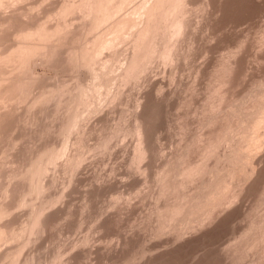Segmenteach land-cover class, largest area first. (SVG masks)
I'll use <instances>...</instances> for the list:
<instances>
[{"label": "rangeland", "instance_id": "374dc122", "mask_svg": "<svg viewBox=\"0 0 264 264\" xmlns=\"http://www.w3.org/2000/svg\"><path fill=\"white\" fill-rule=\"evenodd\" d=\"M113 1L0 0V264H264V0Z\"/></svg>", "mask_w": 264, "mask_h": 264}, {"label": "bare ground", "instance_id": "6f19581e", "mask_svg": "<svg viewBox=\"0 0 264 264\" xmlns=\"http://www.w3.org/2000/svg\"><path fill=\"white\" fill-rule=\"evenodd\" d=\"M91 1H92V0H91ZM112 1H113V0H112ZM117 1H118V0H117ZM127 1H129V0H126V2H127ZM147 1H148V0H147ZM156 1H157V0H156ZM156 1H155V4H156ZM158 1H159V4H160V0H158ZM162 1H163V0H162ZM164 1H165V0H164ZM177 1H178V0H177ZM177 1L175 0V1H173V2H177ZM5 2H6V1H5ZM5 2H4V4H5ZM7 2H8V1H7ZM82 2H83V1H82ZM88 2H89V1H88ZM106 2H108V1H106ZM113 2H114V1H113ZM121 2H122V1H121ZM126 2H125V3H126ZM150 2H151V0H150ZM168 2H169V1H168ZM179 2H180V1H179ZM179 2H178V4H179ZM182 2H183V1H182ZM83 3H84V2H83ZM97 3H98V2H97ZM108 3H109V2H108ZM108 3H107V4H108ZM122 3L125 5L124 2H122ZM157 3H158V2H157ZM161 3H162V2H161ZM163 3H164V2H163ZM171 3H172V2H171ZM0 4H1V3H0ZM66 4H67V3H66ZM68 4H69V3H68ZM84 4H85V3H84ZM87 4H88V3H87ZM89 4H90V3H89ZM91 4H93V3H91ZM105 4H106V3H105ZM105 4H103V5H105ZM120 4H121V3H120V0H119V6H116L115 4H113V6L115 5V6L118 8V7L121 6ZM176 4H177V3H176ZM182 4L184 5V3H182ZM182 4H181V6H182ZM99 5H100V4H99ZM99 5H98V6H99ZM124 5H122V6H124ZM146 5H147V4H146ZM162 5H163V4L159 5L160 8H161ZM174 5H175V3H174ZM66 6H67V5H66ZM93 6H96V4L93 5ZM105 6H106V5H105ZM105 6H104V7H105ZM108 6H109V4H108ZM113 6H112V7H113ZM122 6H121V9H122ZM144 6H145V5H144ZM152 6H153V4H152ZM152 6H151V7H152ZM101 7H103V6L101 5ZM104 7H103V8H104ZM110 7H111V6H110ZM139 7H140V6H139ZM155 7H157V6H155ZM163 7H165V6L163 5ZM163 7H162V8H163ZM172 7L175 8L174 6H172ZM176 7H177V6H176ZM179 7H180V6H179ZM65 8H66V7H65ZM103 8H99V9H103ZM113 8H115V7H113ZM113 8H111V9H113ZM117 8H116V10H117ZM181 8H183V7H181ZM184 8H185V7H184ZM95 9H96V8H95ZM105 9L107 10V8H105ZM109 9H110V8H109ZM109 9H108V10H109ZM111 9H110V10H111ZM141 9H142V8H141ZM168 9H171V8H168ZM176 9H177V8H176ZM118 10H119V8H118ZM138 10H139V9H138ZM138 10H137V12H138ZM147 10H148V9H147ZM152 10H153V9H152ZM156 10H158V9H156ZM171 10H173V9H171ZM171 10H170V11H171ZM174 10H175V9H174ZM90 11H91V10H90ZM96 11H97V10H96ZM111 11H112V10H111ZM111 11H110V12H111ZM113 11H114V10H113ZM150 11H151V10H150ZM162 11H163V10H162ZM162 11H161V12H162ZM170 11H168V12L170 13ZM183 11H184V10H183ZM183 11H181V12H183ZM93 12H94V11H93ZM97 12H98V11H97ZM102 12H103V11H102ZM110 12H109L108 14H111ZM119 12H120V11H119ZM154 12H156L155 9H154ZM168 12H167V13H168ZM89 13H90V12H88V14H89ZM99 13H100V12H99ZM105 13H107V12H105ZM113 13H114V12H113ZM163 13H164V12H163ZM167 13H166V14H167ZM172 13H173V12H172ZM178 13H179V11H178ZM183 13H185V12H183ZM183 13H182V14H183ZM186 13H187V11H186ZM186 13H185V14H186ZM97 14H98V13H97ZM100 14H101V13H100ZM108 14H107V15H108ZM116 14H117V11H116ZM116 14H115V16H116ZM170 14H171V13H170ZM176 14H177V11H176ZM98 15H99V14H98ZM134 15H135V14H134ZM150 15H151V14H149V16H150ZM152 15H153V14H152ZM167 15H168V14H167ZM171 15H172V14H171ZM99 16H100V15H99ZM103 16L105 17V15H103ZM109 16H111V15H109ZM112 16H113V15H112ZM153 16H154V15H153ZM161 16H162V15H161ZM100 17H101V16H100ZM156 17H157V16L155 15L153 18H151V22H153L152 20H153L154 18L156 19ZM159 17H160V15H159ZM163 17H166V16H163ZM176 17H177V16L175 15V18H176ZM178 17H179V16H178ZM184 17H185V16H184ZM102 18H103V17H102ZM110 18H111V17H110ZM114 18H115V17H114ZM132 18H133V17H132ZM166 18H167V17H166ZM171 18H172V16H171ZM105 19H107V18H105ZM125 19H127V18H125ZM125 19H124V20H125ZM129 19H130V18H129ZM157 19H159V18H157ZM178 19H180V18H178ZM183 19H184V18H183ZM185 19H186V18H185ZM97 20H98V19H97ZM101 20H102V19H101ZM119 20H120V19H118V21H119ZM124 20H123V21H124ZM130 20H133V19H130ZM134 20H135V19H134ZM134 20H133V21H134ZM138 20H139V19H138ZM145 20H147V19L145 18ZM159 20H161V19H159ZM159 20H157V21H159ZM165 20H166V19H165ZM170 20H171V19H170ZM173 20L175 21V19H173ZM99 21H100V20H99ZM121 22H122V21H121ZM121 22H119V23H121ZM137 22H138V21H137ZM141 22H142V21H141ZM147 22H149V21H147ZM151 22H150V23H151ZM154 22H156V20H154ZM154 22H153V23H154ZM171 22H172V21H170L169 23H171ZM175 22H177V21H175ZM175 22H174V23H175ZM180 22H182V21H180ZM96 23H99V22L97 21ZM102 23H103V22H102ZM115 23H116V22H115ZM117 23H118V22H117ZM132 23H133V22H132ZM156 23H157V22H156ZM158 23H159V22H158ZM161 23H162V22H161ZM165 23H166V22H165ZM167 23H168V22H167ZM169 23H168V24H169ZM172 23H173V22H172ZM172 23H171V25H170V24H169V25L172 26ZM185 23H186V22H185ZM185 23H184V24H185ZM130 24H131V22H130ZM130 24H129V25H130ZM135 24H136V23H135ZM135 24H134V25H135ZM159 24H160V23H159ZM178 24H179V22H178ZM120 25H121V24H120ZM122 25H123V23H122ZM148 25H149V23H148ZM162 25H163V24H162ZM173 25H174V24H173ZM180 25H181V24H180ZM117 26H118L117 24H116V26L114 25V27H117ZM132 26H133V25H132ZM146 26H147V25H146ZM158 26H160V25H158ZM176 26H178V25H176ZM176 26H175V27H176ZM120 27H121V26H120ZM134 27H136V25H135ZM137 27H139V25H137ZM147 27H148V26H147ZM147 27H146V28H147ZM168 27H169V26H168ZM128 28H129V27H128ZM130 28H131V27H130ZM130 28H129V29H130ZM139 28H140V27H139ZM143 28H144V27H143ZM146 28H145V29H146ZM155 28H156V27H155ZM165 28H166V27H165ZM177 28H178V27H177ZM145 29H143V31H144ZM152 29H153V28H152ZM159 29H160V28H159ZM172 29H173V28H172ZM183 29H184V28H183ZM122 30H124V29L122 28ZM146 30H147V29H146ZM146 30H145V33H148L147 31L150 30V29L148 28V30H147V31H146ZM170 30H171V29H170ZM156 31H157V30H156ZM173 31H175V30H173ZM141 32H142V30H141ZM149 32H150V31H149ZM162 32H163V31H162ZM176 32H177V31H176ZM155 33H156V32H155ZM157 33H158V32H157ZM157 33H156V34H157ZM165 33H166V32H165ZM167 33H168V32H167ZM167 33H166V34H167ZM29 34H30V33H29ZM137 34H138V33H137ZM151 34H152V32H151ZM153 34H154V33H153ZM173 34H174V33H173ZM147 35H149V34H147ZM154 35H155V34H154ZM171 35H172V34H171ZM177 35H178V34H177ZM138 36H140V35H138ZM138 36H137V37H138ZM151 36H152V35H151ZM159 36H160V35H159ZM168 36H169V34H168ZM118 37H119V36H118ZM152 37H153V36H152ZM152 37H151V41L154 40L155 43H156V41H157V42L159 41V40L153 39ZM164 37H165V35H164ZM164 37H163V38H164ZM121 38H123V37H121ZM139 38L141 39V37H139ZM143 38H144V35H143ZM145 38H146V36H145ZM147 38H148V37H147ZM157 38H158V36H157ZM160 38H162V37H160ZM172 38H173V37H172ZM172 38H171V39H172ZM115 39H116V38H115ZM123 39H124V38H123ZM149 39H150V38H149ZM164 39H165V38H164ZM166 39H167V36H166ZM166 39H165V40H166ZM171 39H170V40H171ZM117 40H118V39H117ZM125 40H126V39H125ZM141 40H143V39H141ZM160 40H161V39H160ZM165 40H164V41H165ZM168 40H169V39H168ZM136 41H137V38H136ZM138 41H140V40L138 39ZM144 41H145V39H144ZM146 42H148V41H146ZM173 42H174V41H173ZM111 43H113V42H111ZM151 43H152V42H151ZM169 43H171V42L168 41V44H169ZM137 44H138V43H137ZM139 44H140V43H139ZM142 44H143V41H142L141 45H142ZM146 44H148V43H146ZM152 44H153V43H152ZM156 44H157V43H156ZM165 45H166V44H165ZM175 45H176V44H175ZM103 46H104V45H103ZM139 46H140V45H139ZM142 46H143V45H142ZM142 46H141V48H142ZM150 46H151V45H150ZM153 46H155V45L153 44L152 47H153ZM147 47H148V45H147ZM155 47L157 48L158 46H155ZM165 47H166V46H165ZM168 47H169V46H168ZM173 47H174V46H173ZM103 48H106V47H103ZM139 48H140V47H139ZM150 48H151V47H150ZM156 48H155V49H156ZM169 48H170V47H169ZM171 48H172V47H171ZM137 49H138V45H137ZM144 49H146V46H145ZM167 49H168V48H167ZM172 49H173V48H172ZM172 49H171V50H172ZM151 50H152V49H151ZM162 51L165 52V49L162 50ZM169 51H170V49H169ZM142 52H143V51H142ZM147 52H148V51H147ZM147 52H146V53H147ZM152 52H155V51H151V53H152ZM160 52H161V51H160ZM166 52H168V51H166ZM151 53H150V54H151ZM168 53H169V52H168ZM95 54H96V53H95ZM147 54L149 55V53H147ZM154 54H155V53H154ZM164 54H165V53H164ZM142 55H143V54H142ZM165 55H167V54H165ZM168 55H169V54H168ZM170 55H171V54H170ZM145 56H146V55H145ZM149 56H150V55H149ZM160 56H161V55H160ZM162 56H163V55H162ZM141 57H142V56H141ZM146 57L148 58V56H146ZM151 57L153 58V56H151ZM165 57H166V56H165ZM142 58L145 59V57H142ZM142 58H141V61L143 60ZM167 58H168V57H167ZM163 59H165V58H163ZM168 59H169V58H168ZM135 60H136V59H135ZM135 60H134V64H136ZM138 60H139V59H138ZM138 60H137V61H138ZM146 60H147V59H146ZM146 60H145V61H146ZM171 60H172V59H171ZM145 61H144V64H145ZM150 61H151V59H150ZM150 61H149V62H150ZM139 62H140V60H139ZM139 62H138V63H139ZM147 63H148V62H147ZM147 63H146V65H147ZM132 64H133V63H132ZM132 64H131V65H132ZM131 67H134V66H131ZM225 68H226V67H225ZM129 69H130V68H129ZM132 69H133V68H132ZM133 71H134V70H133ZM130 72H131V70H130ZM226 73H227V72H226ZM225 76H227V75H225ZM260 93L263 94L264 91H263V92H260ZM257 95H258V94H257ZM260 95H261V94H260ZM260 95H259V96H260ZM255 96H256V95H255ZM257 97H258V96H257ZM263 97H264V94H263ZM255 99H256V98H255ZM258 99H259V98H258ZM260 99H261V101H262V99L264 100V98H262V96H261ZM254 101H255V100H254ZM254 101H253V102H254ZM259 101H260V100H259ZM261 101H260V104L258 103V104H259V105H258L259 108H258L257 106H255V105H254V106H255L256 108L253 106V108L257 109V111H255V113L253 112L255 109L252 110V112H253L255 115L257 114L255 117H252V115H251V117H250V115H249V116H245V115H244V117H250L251 120H249V122L252 121V122L254 123V125H253V123H252V127H250V126H251V123H250V125H249V122H248V121H247V122L245 121L246 124L248 123L247 125L243 124L242 121H243L244 119H243V117L241 116V117H242V120H241L242 124H241V126L245 125V126L247 127V126L249 125L248 127H249L251 130H254V129H255V128H256V127L262 122V119L264 118V116H263V115H264V107H262V106L264 105V103H263V101H262V103H261ZM256 102H258V101H256ZM255 104H256V103H255ZM262 104H263V105H262ZM252 105H253V104H252ZM243 107H244V106H243ZM237 108H238V107H237ZM240 108H241V107H240ZM240 108H238V109H240ZM261 108H262V109H261ZM241 109H242V108H241ZM241 109H240V110H241ZM247 109H248V108H247ZM258 109L261 110V111H259ZM235 110H236V109H234V111H235ZM240 110H239V111H240ZM249 110H250V109H248V111H249ZM234 111H233V112H234ZM236 111H238V110H236ZM242 111H243V109H242ZM240 112H241V111H240ZM249 112H250V111H249ZM252 112H251V113H252ZM258 112H259V114H258ZM236 113H238V112H236ZM251 113H250V114H251ZM253 113H252V114H253ZM233 114L235 115V113H233ZM248 114H249V113H248ZM254 114H253V115H254ZM229 115H231V114H229ZM229 115H227V116H229ZM237 115H238V114H237ZM231 117H234V116L231 115ZM241 117H240V118H241ZM227 118L230 119V117H227ZM234 118H235V117H234ZM254 118H256V119L253 120ZM225 119H226V118H225ZM238 119H239V117H238ZM246 119H247V118H246ZM246 119H245V120H246ZM227 120H228V119H227ZM231 120H232V118H231ZM231 120H230V121H231ZM233 120H234V119H233ZM236 120H237V119H236ZM247 120H248V119H247ZM239 121H240V120H239ZM237 124L239 125V123H237ZM241 126H240V128H241ZM226 127H227V125H226ZM228 127H230V126L228 125ZM232 127H233V126H231V130H232ZM234 127H235V126H234ZM238 127H239V126H236V129L233 128V129H234V130H233V132H234L233 137H234V135H236L235 132L237 133V128H238ZM223 128H225V127H223ZM244 128H245V127H244ZM244 128H243V129H244ZM243 129H242V130H243ZM257 129H258V128H257ZM261 129H262V128H261ZM223 130H224V129H223ZM223 130H222V131H223ZM231 130H229V131H228V129L225 130V131H224V134H225L226 131H228V132L230 133ZM235 130H236V131H235ZM240 130H241V129H240ZM240 130H238V132H239ZM138 131H139V130H138ZM141 131H142V130H141ZM141 131H140V132H141ZM246 131H247V133H248V132L250 133V130H248L247 128H245L244 131H240V132H239V134L241 133L239 136H241L242 134H243V136H244V134L246 133ZM262 131H264V130H262ZM220 132H221V131H220ZM228 132H227V133H228ZM233 132H231L230 134H232ZM242 132H243V133H242ZM244 132H245V133H244ZM252 132H253V131H252ZM252 132H251V133H252ZM137 133H139V132H137ZM247 133L245 134V136L249 134V133H248V134H247ZM212 134H213V133H212ZM218 134H219V135H218L217 138L219 139V136H221L220 134H223V133H218ZM230 134H229V135H230ZM254 134H255V135H254ZM254 134H253V135L256 136L257 133L254 132ZM259 134H260V133H259ZM215 135H216V134H215ZM237 135H238V134H237ZM263 135H264V132H263ZM263 135H262V136H263ZM222 136H223V135H222ZM224 136H225V135H224ZM243 136L241 137L242 139H241V138H239V139H241V140H240L241 142L243 141L242 144H244V145H242V146H245V144H246L244 150H247V149H248V151H249L250 148H248L247 146H250V145H247V144H249V142H250V143L255 142L256 137H253V136H251L250 134L248 135L249 137L251 136L250 139H249V137H247V136H246V137H245V136L243 137ZM262 136H261V137H262ZM141 137H142V136H141ZM228 137H229V136H228ZM230 137H231V136H230ZM236 137H237V136H236ZM236 137H235V138H236ZM257 137H258V136H257ZM261 137H260V138H261ZM217 138H215V140H217ZM220 138H222V137H220ZM223 138H224V137H223ZM223 138H222V140H223ZM225 138H226V136H225ZM225 138H224V139H225ZM235 138H234V140H235ZM237 138H238V137H237ZM244 138H247L246 140H249V141H246V142H248V143L245 142ZM227 139L232 140L231 138H227ZM227 139H226V140H227ZM209 140H210V139H209ZM215 140H212V142H213L212 144H213V145H214V144H215V145H219L218 143H221V142H222L221 139H220L221 142H219V141L217 142V141H215ZM230 140H228V141H230ZM257 140H258V139H257ZM140 141H142V140H140ZM235 141H236V140H235ZM237 141H239V140H237ZM216 142H217V144H216ZM241 142H239V143H241ZM244 142H245V143H244ZM229 143H230V144H233L234 142H233V143L229 142ZM239 143H238V145H234V148L231 150L232 152H230V154H229L230 157L227 156V159H228V158H232V157L235 158L236 160H238L236 164H239V166L237 165L238 169L236 168L235 165H234V166L232 165L233 167H235V168L232 169V170H233V171H232L233 173L231 172V170L229 171V172H231L232 177L235 176L234 173H236V172L239 171V168L242 169V170L244 169V167H242V165H243V164H242V161L240 160V159L243 157V151H244L243 149H241L242 147L240 148L241 150H243L242 153H241L242 155L240 154L242 157H241L240 155H239L240 157H238V154H237V153H240L238 147H240L241 145H240ZM139 144H140V143H139ZM209 144H211V142H210ZM209 144H208V145H209ZM221 144H222V143H221ZM263 144H264V141H263ZM215 145H214L213 147H212L211 145H210V146L212 147V149H214ZM251 145H252V144H251ZM143 146H144V145H143ZM235 146H236V147H235ZM237 146H238V147H237ZM211 147H208V148H211ZM251 147H252V146H251ZM137 148H139V147H137ZM217 148H218V147H217ZM236 148H237V151L235 150ZM246 148H247V149H246ZM144 149H146V148H144ZM144 149H143V150H144ZM229 149H231V147H230ZM253 149H254V148H253ZM148 150H149V149H148ZM148 150H147V152H148ZM207 150H208V149H207ZM215 150H216V147H215L214 151H215ZM234 150H235V151H234ZM241 150H240V151H241ZM256 150H257V149H256ZM139 151H140V150H139ZM209 151H210V150H209ZM147 152H146V153H147ZM204 152H205V151H204ZM206 152H207V151H206ZM235 152H236V153H235ZM246 152H247V151H246ZM246 152H244L245 155H246ZM252 152L254 153V151H252ZM137 153H138V152H137ZM140 153H141V151H140ZM142 153H143V152H142ZM209 153H211V152H209ZM231 153H232V154H231ZM233 153H234V154H233ZM184 154H185V153H184ZM207 154H208V152H207ZM247 154L250 155L251 152H248ZM254 154H255V153H254ZM138 155H139V154H138ZM143 155H144V154H143ZM208 155L210 156V154H208ZM213 155H214V154H213ZM226 155H227V154H226ZM249 155H248V156H249ZM203 156H204V155H203ZM209 156H208V157H209ZM216 156H217V155H216ZM223 156H224V155H223ZM231 156H232V157H231ZM248 156H246V157H248ZM251 156H252V155H251ZM251 156L248 157V159L251 158ZM136 157H137V156H136ZM179 157H180V156H179ZM213 157H214V156H213ZM218 157H219V156H218ZM236 157H238V158H236ZM244 157H245V156H244ZM244 157L242 158V159H243V163L245 162ZM252 157H253V156H252ZM137 158H138V157H137ZM140 158H142V157L140 156ZM140 158H139V159H140ZM181 158H182V157H181ZM203 158H204V157H203ZM215 158H217V157H215ZM239 158H240V159H239ZM183 159H184V157H183ZM205 159H207V157H206ZM211 159H212V158H211ZM227 159H226V160H227ZM235 159H234V160H235ZM246 159H247V158H246ZM170 160H171V159H170ZM179 160H180V159H179ZM203 160H204V159H203ZM207 160H208V159H207ZM217 160H218V159H217ZM220 160L223 161L222 159H220ZM239 160L241 161V164H242V165L240 164ZM249 160H250V159H249ZM218 161H219V160H218ZM247 161H248V160H247ZM207 162H208V161H207ZM215 162H216V160H215ZM215 162H214V163H215ZM232 162H233V160H232ZM232 162H231V163H232ZM235 162H236V161H235ZM174 163H175V162H174ZM179 163H180V162H179ZM181 163H182V161H181ZM200 163H201V162H200ZM219 163H220V162H219ZM246 163H247V162H246ZM167 164H168V163H167ZM185 164H186V163H185ZM185 164H184V165H185ZM254 164H255V163H254ZM179 165H180V164H179ZM190 165H191V164H190ZM202 165H203V164H202ZM207 165H208V164H207ZM217 165H219V164H217V163L215 164L216 169H215V166L212 167L213 169H211V174H213V172L215 173V171H217V169H218L217 172H218L219 175H221V172L223 171V170H221V169H223V168L219 169V167H218ZM240 165H241V167H240ZM248 165H249V164H248ZM193 166H196V165H193ZM193 166H192V167H193ZM205 166H206V165H205ZM229 166H230V165H229ZM243 166H245V168H247L246 165H245V163H244ZM251 166H252V165H251ZM169 167H170V166H169ZM173 167H174V166H173ZM177 167H178V166H177ZM201 167H204V166H200V168H201ZM209 167H210V166H209ZM217 167H218V168H217ZM220 167H221V166H220ZM167 168H168V166H167ZM175 168H176V166L174 167V169H175ZM187 168H188V166H187ZM187 168H186V169H187ZM197 168H198V167H197ZM250 168H251V167H250ZM170 169H171V168H170ZM176 169H178V168H176ZM183 169H185V168H183ZM191 169H192L193 172H194L193 174L196 175V173H195V171H194L195 169H193V168H191ZM235 169H237V171H235ZM247 169H248V168H247ZM252 169H254V168H252ZM163 170H164V169H163ZM178 170H179V169H178ZM178 170H176L177 173H174V174H175L174 176H177L178 178H179V177H183L184 174H182V172L184 173V171L186 172V170H184V171H179V172H178ZM188 170H190V168H189ZM197 170H198V169H196V171H197ZM212 170H213V171H212ZM220 170H221V172H219ZM248 170H249V169H248ZM250 170H251V169H250ZM165 171L167 172V169H166ZM202 171H203V170H202ZM234 171H235V172H234ZM240 171H241V170H240ZM168 172H169V171H168ZM173 172H174V170H173ZM180 172H181V173H180ZM191 172H192V171L190 170V173H191ZM197 172H199V170H198ZM217 172H216L215 174H213V175H214V176H217V175H216ZM243 172H244V170H243ZM249 172H250V171H249ZM169 173H170V172H169ZM187 173H189V172H187ZM206 173H207V172H206ZM206 173H205V175H206ZM227 173H228V172H227ZM241 173H242V172H241ZM157 174H158V173H157ZM164 174H165V172H164ZM164 174H163V175H164ZM166 174H167V173H166ZM171 174H172V173H171ZM191 174H192V173H191ZM223 174H226V173L224 172ZM233 174H234V175H233ZM237 174H238V173H237ZM244 174H245V173H244ZM158 175H159V174H158ZM161 175H162V174H161ZM181 175H183V176H181ZM198 175H200V174H198ZM205 175L203 174L202 176L205 177ZM219 175H218V176H219ZM226 175H227V174H226ZM229 175H230V173H228V177H231V175H230V176H229ZM240 175H242V174H240ZM155 176H156V175H155ZM168 176H169V175H168ZM174 176H173V174H172V177L170 176V178H173ZM187 176H188V175H187ZM200 176H201V175H200ZM214 176H213V178H214ZM221 176H222V175H221ZM221 176H220L219 178L215 177L216 180H214L213 178H210V182H211V179H213V183H214L215 181H216V182L213 184V186H212V184H209V185H211V187H214V186H215V187H214V188H215V192H218V191H220L219 189H221L220 194L224 195V193H222V191L225 190V189H227V186H230V183H231V182L228 183V185H227V181H228V180H227V181H224V180L229 179V178H225L226 176H225V177H224V176L221 177ZM238 176H239V175H238ZM184 177H185V176H184ZM190 177H191V175H190ZM196 177H198V176H196ZM232 177H231V179H232ZM155 178H156V177H155ZM164 178H165V177H164ZM166 178H167V177H166ZM175 178H176V177H175ZM220 178H221V179H220ZM224 178H225V179H224ZM240 178H241V177H240ZM244 178H245V177H244ZM167 179H168V178H167ZM176 179H177V178H176ZM179 179H180V178H179ZM179 179H178V180H179ZM187 179H188V178H187ZM193 179H194V178H193ZM218 179H220V180H218ZM236 179H237V178H236ZM246 179H247V178H246ZM159 180H160V179H159ZM163 180H164V179H163ZM172 180H174V179H172ZM188 180H190V179H188ZM217 180H218V182H217ZM166 181H167V180H166ZM168 181H169V180H168ZM206 181H207V179H206ZM220 181H221V182L223 181V183H220ZM229 181H230V180H229ZM229 181H228V182H229ZM231 181H232V180H231ZM170 182H171V181H170ZM178 182H179V181H177V182L175 181L176 184H177ZM184 182H185V181H184ZM192 182H193V181H192ZM225 182H226V183H225ZM233 182H234V181H233ZM162 183H163V182H162ZM172 183H174V182L172 181ZM175 183H174V184H175ZM189 183H190V182H189ZM211 183H212V182H211ZM218 183H219V184H218ZM224 183H225V184H224ZM234 183H235V182H234ZM178 184H179V183H178ZM186 184H187V181H186ZM207 184H208V183H207ZM217 184H218L219 186H218ZM220 184H221V185H220ZM157 185H158V184H157ZM166 185L169 186L168 183H167ZM172 185H173V184H172ZM181 185H183V183H181ZM201 185H203V184H201ZM204 185H206V183H205ZM222 185H224V186L221 188ZM231 185H232V184H231ZM175 186H176V185H175ZM178 186H180V184H179ZM216 186H218V187H216ZM171 187H172V186H171ZM171 187H170V188H171ZM185 187H186V186H185ZM205 187H206V186H204L203 191H205V190H204ZM230 187H231V186H230ZM237 187H238V186H237ZM160 188H161V187H160ZM163 188L169 190V189L166 188L165 186H164ZM181 188H182V186H181ZM207 188H208V187H207ZM182 189H183V188H182ZM199 189H200V186H199ZM217 189H218V191H217ZM228 189H229V188H228ZM208 190H209V189H208ZM208 190H206V195H205L204 193H202L203 196H205V197H203V198H201V199L199 198V203L202 201V202L200 203V204L202 205V203L205 202V203L207 204L208 207H207V206L205 205V203H204L203 206H202V207H204V209H203L202 207L200 208V205H199V204L197 205V201H198V200L195 202L196 199H193V198H192V199L194 200L193 202L196 203V204L193 203V205L190 206L192 209H193V207H194L193 212H194L196 206H197V208H199L200 210H201V209H203V210H207V209H209V210H210L209 207L212 208V206L216 204V203L214 204V200L216 199V197L214 198V195H213V193H215V192H213L214 189H213V188H212V190L210 189V191H211L210 193L208 192ZM173 191H174V190H173ZM177 191H178V188H177ZM199 191H200V190H199ZM201 191H202V190H201ZM224 192H226V191H224ZM235 192H236V191H235ZM232 193H233V192H232ZM232 193H231V194H232ZM239 193H240V192H239ZM239 193H237V194H239ZM177 194H178V193H177ZM202 194H201V195H202ZM220 194L217 195V193H215V196H218V197L222 196V195H220ZM226 194H227V192H226ZM234 194H235V193H234ZM164 195H165V194H164ZM173 195H174V194H173ZM196 195H197V194H196ZM227 195H229V194H227ZM158 196L161 197V195H158ZM175 196H176V194H175ZM187 196H188V195H187ZM171 197H172V195H171ZM178 197H179V196H178ZM190 197H191V196H190ZM192 197L195 198V196H192ZM212 197L214 198V200H213ZM231 197L233 198V195H232ZM237 197H238V195H237ZM176 198H177V197H176ZM204 198H205V201H204ZM211 198H212V199H211ZM221 198H222V197H221ZM224 198H225V196H224ZM226 198H227V197H226ZM234 198H235V197H234ZM160 199H161V198H160ZM166 199H167V198H166ZM182 199H183V198H182ZM202 199H203V200H202ZM209 199H211V202H212V203L210 202ZM164 200H165V199H164ZM171 200H172V199H171ZM200 200H201V201H200ZM207 200H209V204L207 203V202H208ZM212 200H213V201H212ZM219 200H220V198H218V201H219ZM221 200H222V199H221ZM168 201H170V200L168 199ZM172 201H173V200H172ZM174 201H175V200H174ZM176 201H177V200H176ZM183 201H184V200H182L181 203H184V204H185V202H183ZM187 201H188V200H186V202H187ZM215 201H216V200H215ZM218 201H216V202H218ZM226 202H227V201H226ZM228 202H229V201H228ZM166 203H168V202H166ZM169 203H170V202H169ZM176 203H177V202H176ZM178 203H179V202H178ZM181 203H179V205L177 204L176 207H175V205H174V207H175L176 209H174V208L172 209L173 204H172V207L170 206V209H171V210L168 209L169 211H167V212H169V213L171 212V213L169 214V215H171V218H172V212H174L175 210H176V211L174 212L175 214L179 212V209H180L179 207H181V209H183V210H184V207L187 208V207L185 206V205H187V204H185V205H184V204H183V205H180ZM221 203H222V202H221ZM189 204H190V202H188V205H187L188 207H189ZM211 204H213V205L211 206ZM164 205H166V204H164ZM170 205H171V204H170ZM194 205H196V206H194ZM217 205H218V203H217ZM222 205H223V204H222ZM166 206H167V205H166ZM177 206H178V207H177ZM183 206H184V207H183ZM219 206H221V205H219ZM163 207H164V206H163ZM167 207H168V206H167ZM167 207H166V209H167ZM190 207L187 208V210L191 209ZM205 207H206L207 209H206ZM218 208H219V207H218ZM164 209H165V207H164ZM177 209H178V211H177ZM181 209H180V210H181ZM199 209H196L197 212L200 211ZM213 209H214V208H213ZM213 209H212V210H213ZM215 209H216V208H215ZM172 210H173V211H172ZM187 210L185 209V211H187ZM203 210H202L201 212L204 213L205 211H203ZM161 211H162V210H161ZM164 211H165V210H164ZM181 211H182V210H181ZM181 211H180V215L182 214ZM158 212H159V210H158ZM167 212H166V213H167ZM208 212H209V211H208ZM208 212H207V213H208ZM163 213H164V212H163ZM183 213H185V212L183 211ZM191 213H192V210H191V211L189 210V211H188V214H187V212H186V214H184V215L182 214V215H183L182 218H183L184 220H183V221L181 220L180 222H181V223H182V222H183V223H184V222H185V223L187 222L186 224H188V222H189V221H188V220H189V218H188L189 215L192 216V217H190V218H191L190 223L193 222L192 220L195 219L194 216H195V214H196V211L194 212V215H193V213H192V214H191ZM210 213H211V212H210ZM159 214H160V213H159ZM178 214H179V213H178ZM178 214H177V215H178ZM201 214H202V213H201ZM205 214H206V213H205ZM157 215H158V214H157ZM163 215H164V214H163ZM167 215H168V213H167ZM167 215H165V217H166ZM177 215H175V216H177ZM180 215H179V216H180ZM186 215H188V216H187L188 219L185 218ZM197 215H198V213H197ZM206 215H207V214H206ZM212 215H213V214H212ZM199 216H200V215H199ZM211 217H212V216H211ZM211 217H210V218H211ZM162 218H163V216H162ZM168 218L171 220L170 216H169ZM168 218H167V219H168ZM178 218H179V217H178ZM178 218H177V219H178ZM182 218L180 217V219H182ZM206 218H207V217H206ZM165 219H166V218H165ZM165 219H164V220H165ZM169 219H168V221H169ZM175 219H176V217H175ZM185 219H186L187 221H185ZM201 219H202V218H201ZM203 219H204V218H203ZM203 219H202V221H203ZM161 220H162V219H161ZM164 220H163V221H164ZM172 220H174V219H172ZM172 220H171V221H172ZM196 220H197V219H196ZM168 221H167V222H168ZM171 221H170V223H171ZM194 221H195V220H194ZM200 221H201V220H200ZM206 221H207V220H206ZM251 221H252V220H251ZM253 222H255V221H253ZM163 223H165V222H163ZM176 223H177V222H176ZM183 223H182V224H183ZM193 223H195V222H193ZM201 223H202V222H201ZM201 223H200V224H201ZM167 224H168V223H167ZM177 224H178V223H177ZM179 224H180V223H179ZM200 224H199V225H200ZM262 224H263V223H262ZM192 225H193V224H192ZM177 226H178V225H177ZM180 226H181V225H180ZM184 226H185V225H184ZM184 226H183V227H184ZM189 226H191V225L188 224V227H189ZM262 226H263V225H262ZM164 227H166V226H164ZM167 227H168V226H167ZM183 227H182V228H183ZM260 227H261V226H260ZM186 228H187V227H186ZM252 228H253V227H252ZM261 228H262V227H261ZM263 228H264V226H263ZM161 229H162V228H161ZM184 229H185V228H184ZM165 230H166V229H165ZM176 230H177V229H176ZM185 230H186V229H185ZM185 230H184V231H185ZM254 230H255V229H254ZM179 231H180V230H179ZM256 231H258V230H256ZM263 231H264V230H263ZM260 232H261V231H260ZM179 233H180V232H179ZM184 233H185V232H184ZM247 233H248V232H247ZM251 233H252V232H251ZM253 233H254V231H253ZM256 234H257V233H256ZM260 234H261V233H260ZM183 235H184V234H183ZM246 235H247V234H246ZM250 235H251V234H250ZM254 235H255V234H254ZM179 236H180V234H179ZM261 236H262V235H261ZM177 237H178V236H177ZM259 237H260V236H259ZM179 238H180V237H179ZM245 238H246V237H245ZM249 238H250V236H249ZM252 238H253V237H252ZM242 239H243V238H242ZM247 239H248V238H247ZM239 240H240V238H239ZM244 240H245V239H244ZM246 241H247V240H246ZM248 241H249V240H248ZM256 241H257V240H256ZM239 242H240V241H239ZM239 242H238V244H239ZM243 242H244V241H242V243H243ZM251 242H252V241H251ZM257 242H258V241H257ZM247 243H248V242H246V244H247ZM239 246H240V245H239ZM247 246H248V245H247ZM251 246L253 247V245H251ZM244 247H245V246H244ZM242 248H243V247H242ZM236 249H237V248H236ZM236 249H235V250H236ZM241 250H242V249H241ZM251 250H252V249H251ZM238 251H239V250H238ZM249 251H250V250H249ZM234 252H235V251H234Z\"/></svg>", "mask_w": 264, "mask_h": 264}]
</instances>
